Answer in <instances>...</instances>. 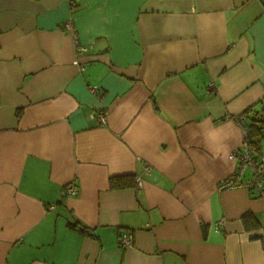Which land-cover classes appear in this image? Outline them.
I'll list each match as a JSON object with an SVG mask.
<instances>
[{"label": "crops", "instance_id": "obj_1", "mask_svg": "<svg viewBox=\"0 0 264 264\" xmlns=\"http://www.w3.org/2000/svg\"><path fill=\"white\" fill-rule=\"evenodd\" d=\"M260 100L264 0H0V264H264V198L217 189Z\"/></svg>", "mask_w": 264, "mask_h": 264}, {"label": "built area", "instance_id": "obj_2", "mask_svg": "<svg viewBox=\"0 0 264 264\" xmlns=\"http://www.w3.org/2000/svg\"><path fill=\"white\" fill-rule=\"evenodd\" d=\"M70 8H74L77 5V0H67ZM63 27L74 33V27L71 22V19L68 18L63 22ZM78 51L85 50L86 47L76 44ZM211 86H215L214 82L210 83ZM92 90H95L92 88ZM92 117L97 123H105V114L104 112H99L97 114H92ZM244 116L240 115L234 116L236 121L242 126L244 130L243 140L238 149L234 154L235 160L237 162V169L231 173L229 176L221 179L217 185V189L225 190L232 189L236 187H245L248 190L256 191L257 195L264 198V158L260 156L258 150L250 146L246 139L245 134L246 130L242 124V118ZM248 168L250 176L248 179L243 180V174L245 169ZM136 185L138 188L141 186L140 178L136 177ZM76 187L72 184H67L62 189V195L65 194H75ZM133 236L131 233L118 237V243L122 246H129L132 243Z\"/></svg>", "mask_w": 264, "mask_h": 264}, {"label": "trees", "instance_id": "obj_3", "mask_svg": "<svg viewBox=\"0 0 264 264\" xmlns=\"http://www.w3.org/2000/svg\"><path fill=\"white\" fill-rule=\"evenodd\" d=\"M262 102L264 101L260 100L258 103L248 106L241 113L244 116L242 118V124L246 130L245 139L247 143L256 150H258L260 140L264 138V103ZM261 103L262 106H258V104L260 105ZM135 180L136 177L133 174L112 175L109 177V185L111 188L135 186ZM242 219L246 228L259 224L254 214L250 212L245 213ZM70 225L77 227L83 233L92 235L89 228L78 222L70 223Z\"/></svg>", "mask_w": 264, "mask_h": 264}]
</instances>
